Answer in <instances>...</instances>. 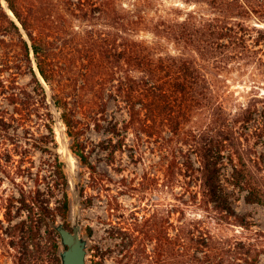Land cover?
<instances>
[{
    "label": "rangeland",
    "instance_id": "1",
    "mask_svg": "<svg viewBox=\"0 0 264 264\" xmlns=\"http://www.w3.org/2000/svg\"><path fill=\"white\" fill-rule=\"evenodd\" d=\"M67 31L75 38L53 41L48 58L68 95L71 136L31 48L30 66L44 92L29 68L14 67L18 48L0 31V264H60L59 236L51 227L48 235L45 221L70 228V171L79 189L81 233L90 239L86 264H264V58L209 65L221 109L197 107L174 130L164 117L146 116L138 102L131 119L127 91L103 86L102 50L92 46L102 38L101 24L74 20ZM161 44L173 50L170 41ZM127 69H115L114 77L139 73ZM222 122L229 136L218 145ZM202 155L216 158L231 214L217 208L198 172L186 174L182 162L188 158L199 168ZM234 168L243 180H235Z\"/></svg>",
    "mask_w": 264,
    "mask_h": 264
},
{
    "label": "trees",
    "instance_id": "2",
    "mask_svg": "<svg viewBox=\"0 0 264 264\" xmlns=\"http://www.w3.org/2000/svg\"><path fill=\"white\" fill-rule=\"evenodd\" d=\"M4 1L18 21L9 15L0 0L3 23L0 22V31L10 36L12 45L18 48L13 65L17 70L29 68L35 85L44 92L30 66L31 48L37 70L52 91L53 103L69 136L72 118L67 107L68 95L60 82L55 81V70L48 56L55 44L53 41L63 40L65 44L67 36L72 35L71 40L75 38L76 35L67 31L74 20L102 25V38L92 40V46L102 50V83L127 91L130 118L137 115L135 104L138 102L146 109V116L164 117L174 130L197 107L214 105L213 111L221 109L213 101L212 84L206 73L209 65L232 59L262 63L261 56L264 58V28L254 24V21L264 23V0H180L187 5L184 8L166 4L164 0ZM141 31L151 33V40L141 38ZM161 41H170L173 50L163 51ZM123 66L139 73L114 77L115 69ZM105 106L103 103L102 113ZM221 125L215 131L220 138L218 145L229 136L226 123ZM72 152L82 162L86 161L82 152L73 149ZM202 156L204 161L199 168L193 167L188 158L182 162L186 174L198 172L206 194L219 204L217 208L231 214L230 206L221 195L216 158ZM232 176L237 182L238 176L243 180L241 171L235 168ZM247 200L253 201L250 196ZM67 209L65 197L62 212ZM45 226L50 236L53 230L46 221ZM51 239V248L56 250L58 244Z\"/></svg>",
    "mask_w": 264,
    "mask_h": 264
},
{
    "label": "water",
    "instance_id": "3",
    "mask_svg": "<svg viewBox=\"0 0 264 264\" xmlns=\"http://www.w3.org/2000/svg\"><path fill=\"white\" fill-rule=\"evenodd\" d=\"M10 15L13 17V19H15L11 11ZM70 175V228H67L63 221L54 222L49 220V225L57 232L59 236V248L57 250V255L60 259V264H86L87 253L90 246V239L87 235L81 233L80 196L77 178L71 171Z\"/></svg>",
    "mask_w": 264,
    "mask_h": 264
},
{
    "label": "bare ground",
    "instance_id": "4",
    "mask_svg": "<svg viewBox=\"0 0 264 264\" xmlns=\"http://www.w3.org/2000/svg\"><path fill=\"white\" fill-rule=\"evenodd\" d=\"M10 12V11H9ZM63 150V149H62ZM63 152V151H62Z\"/></svg>",
    "mask_w": 264,
    "mask_h": 264
}]
</instances>
